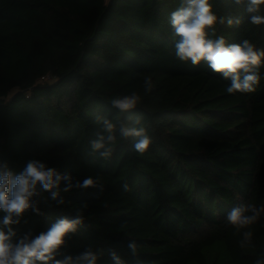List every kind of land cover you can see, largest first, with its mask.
<instances>
[{"label":"trees","instance_id":"1","mask_svg":"<svg viewBox=\"0 0 264 264\" xmlns=\"http://www.w3.org/2000/svg\"><path fill=\"white\" fill-rule=\"evenodd\" d=\"M179 2L0 0V160L15 172L41 160L103 186L62 193L60 206L43 192L34 198L43 215L29 211L16 227L18 236L39 234L87 204L58 259L87 247L97 264H114L112 251L124 264H255L264 254V215L244 249L226 222L242 202L264 204V66L254 93L228 94L230 79L206 62L178 60L169 14ZM213 4L220 16L243 17L238 27L217 25L216 36L264 49V25H251L231 0ZM132 91L142 97L136 110L111 107ZM93 113L146 128L149 150L140 155L129 140L108 160L88 155Z\"/></svg>","mask_w":264,"mask_h":264},{"label":"clouds","instance_id":"2","mask_svg":"<svg viewBox=\"0 0 264 264\" xmlns=\"http://www.w3.org/2000/svg\"><path fill=\"white\" fill-rule=\"evenodd\" d=\"M231 2L238 9H243L251 25H264V0ZM242 23V16L218 15L213 0H180L178 7L169 14L177 59L190 61L193 66L201 61L206 62L213 72L230 79L231 83L226 89L228 94L254 93L261 83L264 49L257 48L249 39L229 44L223 35H215L217 25L238 27ZM210 32L215 38L210 36ZM143 88L145 93L152 92L154 83L151 76L144 78ZM141 103L142 97L136 91L117 95L110 100L111 107L120 114L136 110ZM93 119L98 130L89 141L88 155H98L102 160H108L119 142L129 140L133 141V150L143 155L153 143L144 127L130 126L122 119H110L107 114L93 113ZM135 123L139 124V121ZM127 187L125 184L124 188ZM91 188L103 189L98 177L89 175L82 180L74 179L70 172L61 173L37 159L28 160L20 171L15 172L7 161L0 160V213H3L0 215V264H97L99 255L91 247L75 257L63 255L57 258L71 235L82 226L83 209L87 208V204L72 217L56 219L47 231L33 234L29 230L22 236H18L16 231L29 211L43 215L38 207L39 201L34 199L43 192L49 193L51 200L60 206L65 204L62 193ZM262 215L264 204L257 206L252 202H242L227 213V224L242 237L239 241L241 249L253 246L252 227L261 221ZM127 248L129 255L138 259L137 242L130 239ZM110 255L114 264H124L115 251ZM255 264H264V254L255 260Z\"/></svg>","mask_w":264,"mask_h":264},{"label":"built area","instance_id":"3","mask_svg":"<svg viewBox=\"0 0 264 264\" xmlns=\"http://www.w3.org/2000/svg\"><path fill=\"white\" fill-rule=\"evenodd\" d=\"M42 80H51V77L47 76V77L43 78Z\"/></svg>","mask_w":264,"mask_h":264}]
</instances>
